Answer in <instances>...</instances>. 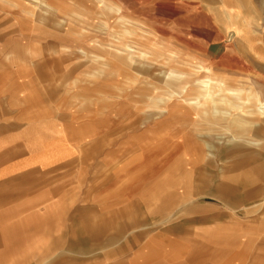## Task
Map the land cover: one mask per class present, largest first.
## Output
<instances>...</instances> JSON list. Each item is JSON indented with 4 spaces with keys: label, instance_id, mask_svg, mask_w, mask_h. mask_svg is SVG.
Returning a JSON list of instances; mask_svg holds the SVG:
<instances>
[{
    "label": "rangeland",
    "instance_id": "obj_1",
    "mask_svg": "<svg viewBox=\"0 0 264 264\" xmlns=\"http://www.w3.org/2000/svg\"><path fill=\"white\" fill-rule=\"evenodd\" d=\"M42 1L31 5L30 0H0V77L4 76L0 78V112L18 113L20 107L34 106L52 114L63 110L71 115L70 119L79 120L77 132L88 142L97 143V148H84V182L99 185L102 198H107L103 192L108 181L116 187L121 180L119 187H128V217L124 214L119 218L130 225L123 238L130 256L125 264L138 261V255V262L145 260V264L190 263L189 247L196 245L208 252L220 247L219 240L210 242L204 234L216 228L222 231L221 250L226 258L218 260L212 253L214 257L207 256L200 264H264V115L250 113L256 111V105L264 108V0H107L122 11H105L99 3L77 0V9L86 17L76 18L71 13L78 10L68 5L73 4L72 0ZM239 1H245L244 7ZM34 8L38 18L30 15ZM60 9L69 18L62 22L66 25L67 44L87 50L88 57L80 49L69 50L59 44ZM229 15L230 19H225ZM90 56L96 70L88 74L105 81L99 93L97 82L83 76ZM49 58L57 62L48 64ZM59 59L67 62L60 63ZM125 69L136 78L129 86L126 78L120 77ZM208 70L239 84L244 89L240 104L248 108L233 112L221 107L234 113L238 126L231 123L233 118L222 119L229 128L219 132L217 127L201 122V127L197 124L190 132L195 138L192 142H180L182 124L178 122L183 116L167 122L164 117L188 114L193 109L182 101L175 104L174 110L161 112L149 107L150 98L156 86L163 88V71L187 74L196 85ZM26 92L32 95L35 105H27ZM256 98L261 104H256ZM202 102L209 104L205 99ZM196 110L200 111L195 115L202 119L203 109ZM2 119L13 128L14 121ZM209 121L218 122L217 118ZM235 130L240 133L238 141L230 142ZM221 133L227 140H220ZM229 152L234 157L218 162L221 154ZM179 166L183 167L180 178ZM120 168L124 180L117 178ZM167 180L174 181L173 188L161 187ZM219 184L233 188L223 193L226 199L232 197L233 205L215 196ZM161 202L162 218H153ZM217 212L222 214L220 219ZM99 218H107V211ZM236 224L238 230L234 229ZM111 233L116 235V230ZM130 233L141 239L134 243L129 240ZM159 238L166 241L161 243ZM233 240L236 245H230ZM119 245L116 243L115 248ZM148 245L158 250L165 245L166 249L161 250L165 258L151 255ZM180 245L186 251L179 253L176 246ZM106 250L100 248L94 255ZM112 263L117 259L59 261Z\"/></svg>",
    "mask_w": 264,
    "mask_h": 264
},
{
    "label": "crops",
    "instance_id": "obj_2",
    "mask_svg": "<svg viewBox=\"0 0 264 264\" xmlns=\"http://www.w3.org/2000/svg\"><path fill=\"white\" fill-rule=\"evenodd\" d=\"M30 1L32 2L31 5L44 3L42 0ZM88 2L90 4L99 3V8L106 9L105 11L107 9L113 11L110 7H115L107 0H88ZM72 3L68 5L78 10L79 8L76 6L77 0H72ZM105 3L110 7L105 8ZM50 7L48 6L47 8ZM30 11L31 16L38 18L39 14L36 13L35 8L30 9ZM61 11L60 9L59 13L61 16L57 21V24L60 23L57 26L59 28L58 35L60 34L58 38L60 40L59 44L69 50L80 49L73 43L67 44L66 25L65 22H62L67 21L69 18L65 12L61 13ZM78 12L71 14H74L75 18L79 16L86 17L81 11L78 10ZM40 18H42V15ZM48 22L51 23V18L48 19ZM79 51L88 57L87 50L80 49ZM90 51L91 53L93 52L91 49ZM92 57H89L90 65L83 76L92 78L97 82L96 90L98 92L101 85L104 86L103 83L105 81L98 80V78L88 74L96 70ZM59 60L58 62L63 64L67 62L62 59ZM46 61L48 64L57 62L55 58H49ZM120 74V77L126 78L123 73ZM3 77L2 75L0 78ZM25 96H27L25 98L27 105H35V100H33L34 98L31 94L26 92ZM109 105L112 106V104ZM41 109L43 108L28 106L18 108V113L16 110L7 111L8 113L0 112V140H4L2 147H0V264H3L1 261L4 260L41 261L46 259L57 260L58 262L54 264H59V261L64 259L81 260L84 258L89 260L115 258L117 263L112 264H125L126 260L130 259V256L128 257L126 254L127 244L123 238L128 232L130 225L125 224L124 218L121 222L119 221L120 215L125 214L128 217L125 208L129 204L128 187L124 184L119 187L122 177L120 173H123L122 168L118 169L117 172V178H119L120 182H116L115 187L114 183H109L108 181V185L105 187L106 190L103 192L107 198H102L103 195H100L99 185L93 184L89 186L85 183L82 171L83 160L86 158L84 154L85 146L87 148L88 146L97 148V143L88 142L87 138L82 137L77 132L79 120L76 117L70 119L71 115L63 110L61 112L54 111V114H52ZM195 112V110L188 114H171L172 112H170L171 115H166L171 117L166 116L164 117L165 119H162L167 122L176 120L179 115L183 116L178 122L182 124L179 139L180 142L184 141L185 143L192 142L195 139L191 137L193 133L191 134L190 132L196 130L197 124L201 127V122L217 127L219 132L220 129L227 131L226 124H212L204 116L202 119L200 118L201 116H196ZM59 115H61L60 118ZM2 118H10L11 122L14 121L12 124L13 128L3 123L4 120ZM80 126L83 125L80 124ZM15 130L18 131L17 134ZM231 133L240 134L237 130ZM224 134H219L221 136L220 140H227L223 136ZM229 141L237 142L238 139H232L231 137ZM233 155V152L225 153V155L221 154L218 157V162L221 161L223 163L225 158L234 157ZM236 163L238 164V161ZM236 165H234V169H236ZM80 168L81 170H76ZM218 168L220 169L219 165ZM181 169L183 167L179 166V178L183 175ZM125 178L122 177L123 180ZM173 184L174 181L167 180L161 187L173 188ZM232 189L224 184H219L215 196L219 200L233 205L231 202L232 197H227L226 199L223 194ZM102 202H106L105 206L100 205ZM163 207L162 202L157 205L152 217L157 218L160 216L162 218ZM104 210L107 211V218H99L100 213ZM215 215L218 219L222 217L220 212ZM204 219H207V217H204ZM234 229L238 230L237 224ZM113 230H116L117 236L111 233ZM220 231V228H216L204 232L210 238V240L208 239L210 242L219 240L220 247L217 248L218 250L213 249L208 252L205 248L195 247L196 245L189 247L191 257L190 263L187 264H200L207 256L212 258L214 254L218 260L221 259V256H224V260L226 256L224 251L221 250L223 248L221 247L222 239L219 236ZM217 236L219 237L218 239ZM140 239V236L133 234L129 237V240L134 243ZM159 240L161 243L166 241L161 238ZM170 241L168 240L167 243H173ZM116 243L120 244L117 248H115ZM177 243L182 242L177 240ZM236 243L237 241L233 240L230 245H236ZM165 245L167 244L165 243ZM165 245L160 250H158L159 247L152 245H148L147 249L152 251L151 255L156 254L158 259L160 257L165 258L161 254V250L164 251L166 249ZM105 247L107 249L105 253L94 255L97 250ZM176 247H178L179 253L186 251L181 245ZM140 256L138 255L136 260L139 261ZM138 261H133L131 264H145L147 262L144 260V263H139Z\"/></svg>",
    "mask_w": 264,
    "mask_h": 264
},
{
    "label": "bare ground",
    "instance_id": "obj_3",
    "mask_svg": "<svg viewBox=\"0 0 264 264\" xmlns=\"http://www.w3.org/2000/svg\"><path fill=\"white\" fill-rule=\"evenodd\" d=\"M239 2L241 4V7H244L245 1H239ZM104 7L108 8L110 6L107 3H105ZM110 8L113 11L114 10L122 11V9L115 8L113 6H111ZM225 19L227 20L230 19V15L228 18H225ZM262 46H263L262 49H264L263 44ZM122 73L125 75L126 80L128 81L126 82V85L129 86L130 83L136 82V78L132 76L134 74L129 75L127 74V72H124V71ZM161 75H164V77L166 78V81L165 82L160 81V83L163 84L162 86L163 88H160L157 86L155 87V91H154L155 95H153L150 98L151 101L148 104L149 107H153V109L156 108V110H159L161 112H169L170 110L175 109V104H180L183 101L184 103L187 104L189 108L195 110L196 112L200 111L196 109H203L202 115L205 116L207 121L208 119L213 120V118H217L218 122H216L215 125H221L223 124L222 122L223 120H226L227 118H230V119L233 118L231 123L233 125L238 126V118L233 117L234 113L228 112L225 110L226 109L229 111L233 110V112H236L238 111V109L245 110V108L246 109L248 108L246 105L240 104V101L243 99L242 94L244 93V89L239 84L238 85L232 84L230 80L227 78H219L218 77L219 74L215 73V71L208 70L206 75L202 79L197 81L196 85H194L190 81V76L184 73H175L174 71H168V72L163 71L161 72ZM163 82L165 83V86ZM202 99L207 100L209 104L207 105L203 103ZM255 100H256V104H261L257 100V98ZM214 103H218L216 107H214ZM221 107H224L226 109L223 110L221 109ZM250 113L264 115V108L259 107V105H256V111H251ZM238 137L239 136L237 134H232V139L234 138L238 139Z\"/></svg>",
    "mask_w": 264,
    "mask_h": 264
}]
</instances>
